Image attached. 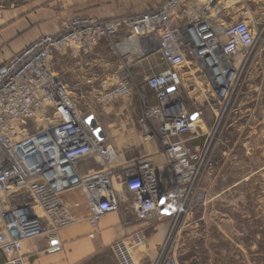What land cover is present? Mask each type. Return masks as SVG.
<instances>
[{
    "label": "built area",
    "instance_id": "built-area-1",
    "mask_svg": "<svg viewBox=\"0 0 264 264\" xmlns=\"http://www.w3.org/2000/svg\"><path fill=\"white\" fill-rule=\"evenodd\" d=\"M241 1L251 0H163L136 14L69 16L57 32L41 35L0 65V252L19 255L0 264H21L23 242L31 238L45 237V250L52 249L58 231L75 222L61 197L71 189L82 192L92 228L104 215L123 210L144 225L111 243L117 264H139L132 247L147 240V227L163 220L168 235L160 253L167 257L150 264L170 263L175 231L190 217L211 157L209 137L218 131L233 93L239 94L240 75L246 77L264 51V18L257 27L250 24ZM102 41L120 54L123 65L115 83L95 99L109 103L135 91L142 103L137 125L144 141L158 142L162 164L137 158L117 164V151L95 136L88 123L92 115L82 112L53 68L54 52L89 50ZM140 60L147 63L138 74L141 84L128 63ZM193 62L207 79L210 98L220 103L214 110L206 99L214 123L199 145H191L188 135L201 137V118L181 96ZM85 160L100 167L83 169Z\"/></svg>",
    "mask_w": 264,
    "mask_h": 264
},
{
    "label": "rangeland",
    "instance_id": "rangeland-1",
    "mask_svg": "<svg viewBox=\"0 0 264 264\" xmlns=\"http://www.w3.org/2000/svg\"><path fill=\"white\" fill-rule=\"evenodd\" d=\"M35 1H40L39 6L43 9H51L49 4L52 0H0V10L19 7L34 10ZM58 1L54 0L56 5L52 8L62 16L61 12L65 10L58 6ZM251 1H241L238 6H244L247 11L245 18L257 27L264 18V2ZM73 13L76 12H71ZM136 13L140 12L133 11L123 15ZM102 42L106 48H110L107 41ZM97 52L96 55L87 57L102 56L110 59L107 52ZM146 64L134 70L137 83L142 82L138 74ZM195 66L194 62L190 64V69L184 76L181 96L188 110L201 112L204 123L198 130L203 142L214 123L209 104H212L214 110H219L220 103L217 99L210 98L207 79L195 70ZM113 84L99 86V91L102 88L109 89ZM238 89L237 97L233 93L229 100L218 131L209 137L213 148L211 157L199 182L190 217L182 229L175 231V241L168 253L170 263L167 264H264V51L251 65L246 77L240 75L235 92ZM144 91L147 92V88L144 87ZM133 94L139 99L135 91ZM135 98L120 97L109 103H100L90 95L85 97L82 107L78 105L84 114L95 118L103 130L106 143L125 161L145 159L143 149L149 147L151 142L158 143L155 140L144 141L136 122L142 103ZM38 122L44 126L49 125L45 120ZM89 166L100 167L93 160L89 161ZM118 215L123 225L136 223L129 210H123ZM146 231L147 240L142 245L132 247V254L138 263L137 257H149L144 264H150L157 257H167V252L160 253V246L168 235L167 221L155 222ZM129 234L117 237L123 238ZM113 241L95 252L94 256L83 257L74 262H69V257H62L61 263L117 264L110 250ZM38 251H45V246L39 247ZM23 255V251H20L21 258ZM4 258L11 260L19 258V255L12 254ZM4 258L0 257V261H6ZM32 258L29 257V261Z\"/></svg>",
    "mask_w": 264,
    "mask_h": 264
},
{
    "label": "crops",
    "instance_id": "crops-1",
    "mask_svg": "<svg viewBox=\"0 0 264 264\" xmlns=\"http://www.w3.org/2000/svg\"><path fill=\"white\" fill-rule=\"evenodd\" d=\"M162 1L59 0L58 6L65 10L61 12L63 13L62 16H59L58 12L53 10L52 7L56 5L54 0L49 4L51 9H43L39 6L40 1H35L34 10L28 7H19L14 10H0V65L13 55L19 53L41 35L57 32L64 21L63 18L74 15L102 18L123 15L133 11L143 12L159 5ZM258 1L264 2V0H256V2ZM246 2L251 3L252 1ZM71 12L76 13L71 14ZM123 37L124 34L122 33L120 39ZM76 50V52H73L68 48L54 52L52 65L68 92L76 103L82 107L86 96L91 95L93 99L96 97L99 93V86L115 83V76L122 68L123 59L117 51L108 47L106 48L103 42H100L89 50L79 48H76ZM97 51L107 52L110 59L102 56L87 57L88 55H96ZM148 60H152L151 62L153 63L156 62L155 56L149 57ZM128 63L134 71L146 63V60L128 61ZM148 93L150 94L149 103L153 104L154 98L149 91ZM130 97L132 99L135 98L134 94ZM135 99L136 101L139 100ZM198 113L202 125L204 123L203 118L201 112ZM188 136L191 145L202 143L201 138H192V133ZM151 140L156 141L155 138ZM152 143H150L149 147L143 149L145 159L162 164L163 156L158 143ZM125 160V158L119 156L116 163H124L126 162ZM88 166V160L81 163L83 169H86ZM160 175H165L164 169L160 170ZM61 197L69 205L75 222L58 231L54 239L58 242V245L54 250L38 251L39 247L43 248L45 246V237L41 236L25 240L23 242L24 249L22 251L24 255L21 258V264L23 262L24 264H62V257H69V262L78 261L83 257H91L93 254L95 255V252L100 251L102 247L106 246V244H109L110 241L119 238L117 237L118 235L129 234L144 226L138 221L135 224L125 223L123 225L118 213L112 212L104 215L99 222L98 228L93 229L87 220L88 209L82 192L78 189H71L64 191ZM0 257L3 259L10 256H6L0 252ZM29 257L33 258L29 261ZM137 258L139 264H144L149 257Z\"/></svg>",
    "mask_w": 264,
    "mask_h": 264
},
{
    "label": "water",
    "instance_id": "water-1",
    "mask_svg": "<svg viewBox=\"0 0 264 264\" xmlns=\"http://www.w3.org/2000/svg\"><path fill=\"white\" fill-rule=\"evenodd\" d=\"M174 90L173 87L169 88V91ZM197 117V113H192L191 115V119L194 120ZM88 123L89 126L92 128L93 133L95 134V136L99 139V140H104L105 139V135L103 133V131L101 130V128L98 126L95 118L93 116H89L88 117ZM58 242L56 240L52 241V249L54 250L55 248H57Z\"/></svg>",
    "mask_w": 264,
    "mask_h": 264
},
{
    "label": "bare ground",
    "instance_id": "bare-ground-1",
    "mask_svg": "<svg viewBox=\"0 0 264 264\" xmlns=\"http://www.w3.org/2000/svg\"><path fill=\"white\" fill-rule=\"evenodd\" d=\"M109 144V143H108Z\"/></svg>",
    "mask_w": 264,
    "mask_h": 264
}]
</instances>
